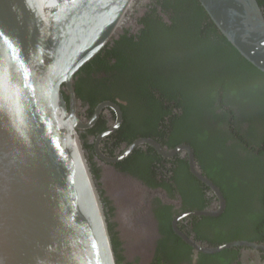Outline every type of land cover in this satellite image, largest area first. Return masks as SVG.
<instances>
[{"label": "water", "instance_id": "water-1", "mask_svg": "<svg viewBox=\"0 0 264 264\" xmlns=\"http://www.w3.org/2000/svg\"><path fill=\"white\" fill-rule=\"evenodd\" d=\"M197 1L220 34L264 73V10L258 1ZM135 2L0 0V264H117L78 132L85 123L76 112L74 79L117 37ZM105 106L116 108L99 104L87 124ZM143 141L161 150L153 140L136 142ZM181 150L191 172L218 197L214 209L189 213H221L225 199L198 170L192 148L182 144L166 152ZM180 234L207 253L233 245L264 249L247 241L203 245Z\"/></svg>", "mask_w": 264, "mask_h": 264}, {"label": "flooded vegetation", "instance_id": "flooded-vegetation-1", "mask_svg": "<svg viewBox=\"0 0 264 264\" xmlns=\"http://www.w3.org/2000/svg\"><path fill=\"white\" fill-rule=\"evenodd\" d=\"M257 1L264 10V0ZM199 5L196 3L188 5L191 13L184 27L189 28L183 31L182 36L189 39L190 32H193L195 36L191 43L201 47L202 37L215 32L208 30L213 23L201 5L200 11L204 15H198ZM149 13L154 15L151 21L158 23L161 21V25L165 23L161 30L167 31L166 34L168 31L178 34V29L174 27L176 21L173 23L170 19L164 0H136L125 26L116 38L114 37L102 48L104 51L99 52V57L102 59L96 62L97 66L93 63L91 68L80 69L74 79L76 112L85 123L78 132L104 206L117 264H153L158 260H161L162 264H198L200 254L218 253L197 251L180 233L203 245H212L228 235L229 237L219 244L234 241L264 244V229L257 230L261 232L259 234L262 235L260 236L262 239H250L254 235H259L256 231L253 232L255 226L245 225L242 221H238L239 224L233 223L231 220L234 213L227 216V213H224L227 206L226 198L216 180L223 177L220 173L221 168L224 170L228 165L223 159L222 146H218L220 141L213 137L211 128L225 131L229 139L225 143L227 147L237 140L236 154L239 156V162L246 161L250 157L248 156L250 153L247 152L252 150L251 152L256 156L253 163L256 169L264 166V154L259 151V148L264 146V139L258 138L264 135L255 132L253 141L248 137L244 138L243 134L246 133L248 123L243 124L242 132L238 133L232 128L228 106L219 108L217 106L219 102H216L211 108L213 116H205L210 131L205 133L203 130L197 137L194 147L192 145L194 137L189 142L177 136L173 138L170 134L168 124L171 116L184 112L177 106L179 95L175 91L172 94L174 100L164 102L166 110H156L153 106H147L151 104L152 98L155 99V103L161 101L163 93L157 87L159 81L153 79L154 86H149L148 90L144 88L140 98L136 96L138 88L133 87L132 84L137 82L141 75V65L143 64L144 70H151V66L148 68L146 63L156 59L157 63L153 68L156 75L159 69L163 70V65L168 60L161 57L165 51H161L156 58L149 56L153 51L149 47L153 42L152 37L142 41L138 38V34L144 28V23H141L142 18H148ZM122 34L125 35L121 36ZM184 51L185 59L187 49L184 48ZM78 91L81 95H78ZM145 91L149 99L144 96ZM170 91L172 92V89ZM65 99L70 107L71 101L67 94ZM226 99V97L219 98L225 102ZM103 102L114 103L116 108L103 107L96 119L87 124L98 105ZM252 103L254 105L247 106H256L264 112L261 99ZM235 104L245 108L246 101H238ZM247 112L248 117L255 121L256 131L263 130L260 112L252 109H247ZM219 116L225 119L219 121L217 119ZM238 134L241 140L238 139ZM141 139L153 140L160 145L161 150L146 141L136 142ZM213 139L215 140L210 143ZM182 144L192 148L198 170L220 190L224 197L225 206L221 213L215 215L189 213L214 209L218 206V197L210 185L191 172L189 158L184 155L187 154L185 151L181 150L175 154L166 152ZM228 155L232 156L230 152ZM217 161L220 162L221 168L216 165ZM233 164H239L238 160L231 161L230 165ZM228 170L239 171L230 166ZM235 235L247 238L229 239ZM131 242L132 246L127 244ZM185 249L190 251L189 260L181 255ZM233 249L236 254L229 258L225 256L226 264H264V249L244 245L226 248V250ZM170 250L180 252L178 262H167L162 258ZM143 253H146L145 257ZM212 263L215 262L206 264Z\"/></svg>", "mask_w": 264, "mask_h": 264}, {"label": "trees", "instance_id": "trees-1", "mask_svg": "<svg viewBox=\"0 0 264 264\" xmlns=\"http://www.w3.org/2000/svg\"><path fill=\"white\" fill-rule=\"evenodd\" d=\"M194 3L199 5L197 0H164V6H166V11L170 14V19L173 23L176 21L174 27L178 29V34L172 31H168V34H166L167 31L164 29L161 30V27L164 26L165 23L161 25V21L159 23L151 21L150 19L154 18V15L151 13L148 14V18L143 17L142 22L140 21L144 23V28L140 34H138V38L142 41L145 38L152 37L153 40L149 46L153 51L149 56L156 58L161 51H165L161 57H163L164 60H168L163 65V70L159 69L156 75H154L153 70L157 63L156 59H151L146 63L148 68L151 66V70H144L143 64L141 65V75L138 81L132 84L133 87L138 88V94H136V96L140 98L144 88L148 90L149 86H154L153 79L159 81L157 87H159L160 91L163 93L161 95V101L155 103V99L151 97L152 102L147 106H153L156 110H166L164 102L165 100H174L172 94L175 91L179 95L177 106L184 110V112L171 116L170 124H168L170 134L173 138L177 136V138L189 142H191V138L194 137L192 141L194 147L197 137L202 134L203 130L205 133H207L208 130L210 131L205 116H213L214 113L211 111V108L216 102H219L217 104L219 108L228 106L232 128L238 133L242 132V125L248 123L245 130L246 133H244L243 136L253 141L255 132H260L264 135V128L263 130L256 131L255 121L251 119V117H248L247 109L260 112L263 126L264 112L263 110L257 109L256 106L247 105H254L252 102L258 101L259 99L262 101L261 105H264V73L244 59L224 36L219 33L214 27V24V26L211 24L208 30H212L215 33L207 37L206 35L202 37L200 43L202 48L198 45L194 46L191 43L195 36L193 32H190L189 39L182 36L183 31H187L189 28L184 27L187 25L186 20L191 13L188 5H194ZM200 10L201 7L199 5L198 11ZM202 14L204 15L201 11L198 13L200 16ZM126 33L128 32H125V34ZM115 42H117V39ZM184 48L187 49V57L185 59L183 58V55H185ZM102 51H104V49L100 52ZM99 55L100 53L98 55L96 54L81 68V70L84 67L91 68L93 63L97 66L96 62L102 59ZM210 80L212 82H210ZM171 89L172 92L170 91ZM78 95H81L80 91H78ZM144 96H146L147 99L150 98L146 91L144 92ZM221 97H226V102L219 100ZM238 101H246L245 108L236 105L235 103ZM220 104L221 106H219ZM217 119L223 121L225 118L219 116ZM211 132L213 137H216L220 141L218 146H222V152L224 151V154H222L223 159L228 165L223 170L220 162L217 161L216 163V165L221 168L222 171H220V173L223 176L221 179L216 180V183L220 186L226 198L227 206L224 213H227L226 216L234 213V217L231 221L236 224H239L237 223L238 220L235 219L236 215H243L245 218L250 219V222L247 224L255 226L253 232L256 231V233L259 234L261 232L257 230L264 229V166H261V169H256V166L253 165L256 156L255 153L251 152L252 150L247 152L250 153L248 155L250 157L247 158L246 161L243 162L242 160L239 162V156L236 154L237 140H235L230 147H227L228 145L225 143L229 139L225 131L223 132L211 128ZM258 138L264 139V136ZM215 139L211 140L210 143ZM238 139L241 140L240 135ZM259 151L261 154H264V146L260 147ZM228 152L232 154L231 157L228 155ZM237 160L239 164L230 165L231 161ZM229 166L237 168L239 171L228 170ZM242 223H244V221ZM260 236L262 235H254L250 239H262ZM228 237L229 235L212 245L224 242L223 240H226ZM234 238L242 239L247 237L235 235L229 239ZM189 254V249H185V251L181 252V255L186 260L190 259ZM234 254H236L234 249H225L215 254H200L198 264H203V262L205 264L209 262H215L212 264H226L225 258H229ZM162 258H165L167 262L176 263L178 262L177 260L180 259V252L170 250ZM118 262H120V259H118ZM153 264H162V261L158 260Z\"/></svg>", "mask_w": 264, "mask_h": 264}, {"label": "rangeland", "instance_id": "rangeland-1", "mask_svg": "<svg viewBox=\"0 0 264 264\" xmlns=\"http://www.w3.org/2000/svg\"><path fill=\"white\" fill-rule=\"evenodd\" d=\"M245 217L243 216V215H236L235 216V219L236 220H238V221H244V224L246 225L247 223H249L250 222V219H248V218H245ZM127 244H129L130 246H132V242L131 243H127ZM143 255V257H145L146 256V253H143L142 254ZM142 257V256H141Z\"/></svg>", "mask_w": 264, "mask_h": 264}]
</instances>
